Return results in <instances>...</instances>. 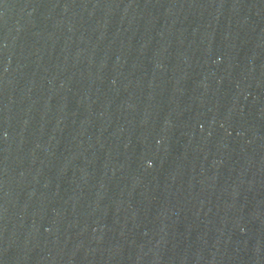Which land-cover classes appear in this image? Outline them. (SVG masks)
Instances as JSON below:
<instances>
[{"label":"water","instance_id":"water-1","mask_svg":"<svg viewBox=\"0 0 264 264\" xmlns=\"http://www.w3.org/2000/svg\"><path fill=\"white\" fill-rule=\"evenodd\" d=\"M0 264H264V0H0Z\"/></svg>","mask_w":264,"mask_h":264}]
</instances>
